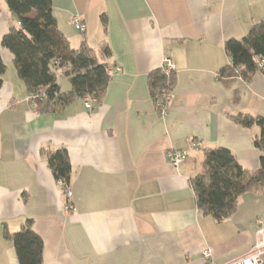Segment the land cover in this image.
<instances>
[{"label": "crops", "instance_id": "obj_1", "mask_svg": "<svg viewBox=\"0 0 264 264\" xmlns=\"http://www.w3.org/2000/svg\"><path fill=\"white\" fill-rule=\"evenodd\" d=\"M72 48L86 41L123 72L101 103L78 99L60 113L29 93L2 39L18 24L0 0V264H19L5 233L26 220L44 242V264H233L255 243L264 193H247L227 220L198 208L191 180L206 172L205 151L226 148L254 171L264 119V75L221 79L232 65L226 45L264 23V0H52ZM79 16L86 26L72 25ZM106 24H105V20ZM105 47L110 57H103ZM170 58L176 83L162 117L149 75ZM71 89L69 80L60 83ZM65 147L75 213L43 150ZM188 153L172 166L168 153ZM209 250V256L204 252Z\"/></svg>", "mask_w": 264, "mask_h": 264}, {"label": "trees", "instance_id": "obj_2", "mask_svg": "<svg viewBox=\"0 0 264 264\" xmlns=\"http://www.w3.org/2000/svg\"><path fill=\"white\" fill-rule=\"evenodd\" d=\"M6 3L18 24L3 37L2 47L13 54L17 74L29 93L44 101L52 113H60L76 100L89 96L101 103L112 80L107 73L108 65L99 60L86 41L79 48L71 47L58 27L53 1L6 0ZM226 48L232 65L222 69L221 79L250 81L256 73L264 75L263 22L255 24L241 40L228 42ZM102 56H111L109 47L103 49ZM7 69L0 54V88ZM59 73L69 80L70 90H62ZM175 83V71L166 73L161 67L152 72L149 86L155 102L172 93ZM238 122L247 127L253 124L262 127L254 142L261 152L259 168L247 171L230 150L209 149L204 155L206 172L191 180L198 208L217 222L236 212L243 195L264 193V119L240 116ZM43 154L55 179L62 181L66 190L72 176L68 150L65 147L43 150ZM5 236L12 241L19 264H44V242L34 231L32 220H26L18 232L6 231Z\"/></svg>", "mask_w": 264, "mask_h": 264}, {"label": "built area", "instance_id": "obj_3", "mask_svg": "<svg viewBox=\"0 0 264 264\" xmlns=\"http://www.w3.org/2000/svg\"><path fill=\"white\" fill-rule=\"evenodd\" d=\"M72 25L76 31L80 33L86 32V26L82 22L79 16L73 17ZM162 68L166 73L175 71L174 62L170 58L165 59ZM122 72L123 69L120 67L107 68V73L109 74L110 77H114ZM173 98H174L173 93H170V94L162 95L157 99L156 105L157 107H159L160 115L162 117L168 114L169 107L173 101ZM84 101L87 106H90L92 102H96V100L90 96L84 98ZM168 159L172 164V166L178 167L180 164L186 162V160L188 159V153L184 151L170 152L168 153ZM59 184L64 188V183L62 181H60ZM65 196H66V204L64 206L65 207L64 209L66 213L70 214L77 212V208L75 204L72 202L73 193L70 187H68L65 190ZM257 224H258V229L256 231L255 243L253 245L252 251L248 255L236 260L233 264H264V217L257 219ZM209 254H210L209 250L204 252L205 256H209Z\"/></svg>", "mask_w": 264, "mask_h": 264}, {"label": "rangeland", "instance_id": "obj_4", "mask_svg": "<svg viewBox=\"0 0 264 264\" xmlns=\"http://www.w3.org/2000/svg\"><path fill=\"white\" fill-rule=\"evenodd\" d=\"M68 79L65 77V76H63L61 73H59V76H58V81H59V83H61L62 81H67ZM64 91V90H63Z\"/></svg>", "mask_w": 264, "mask_h": 264}]
</instances>
